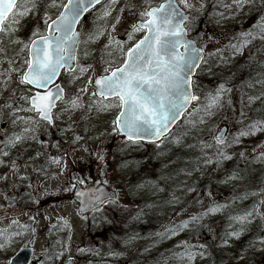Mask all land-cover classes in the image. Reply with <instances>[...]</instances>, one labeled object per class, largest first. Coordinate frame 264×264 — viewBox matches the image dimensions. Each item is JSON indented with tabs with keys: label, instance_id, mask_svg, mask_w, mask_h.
Segmentation results:
<instances>
[{
	"label": "rangeland",
	"instance_id": "rangeland-1",
	"mask_svg": "<svg viewBox=\"0 0 264 264\" xmlns=\"http://www.w3.org/2000/svg\"><path fill=\"white\" fill-rule=\"evenodd\" d=\"M163 1L151 0V4L156 6ZM106 3L107 0H104L101 5L92 9L79 24L82 40L74 73L78 74L82 65L91 67L71 82L68 73L60 77L59 83L64 87L66 97L83 87L89 76L94 81L96 76L102 74L105 65L101 62V56L111 58L106 51L102 52L108 43V32L112 37L125 41V47H130L143 35L136 33L133 40H128L126 31H130L131 25L139 17L130 14L126 8L123 13L120 12L125 0H118L110 16L97 19V10ZM132 3L138 6L133 12H138L141 5L147 6L144 0H132ZM193 3L199 8L200 0H193ZM222 3L230 4L231 0H222ZM180 7L184 6L181 4ZM216 11L223 12L225 19L215 16ZM230 11L235 15L230 16ZM42 12L43 0L35 18L31 13L21 18V23L26 22L27 27L17 35L27 37L29 30L40 21ZM56 12L57 9H49L50 15ZM118 14L120 20L116 22L115 18ZM191 15L196 19L188 25L190 29L188 33L191 38L205 47L206 52L224 48L233 37L252 28L258 19L250 6L236 11L234 6L232 9H225L217 3V0H204L203 12L193 10ZM105 23L108 25L105 34L96 40H88L87 34L95 30L98 25ZM112 24H115V30H112ZM39 27L43 28L42 22ZM254 31L258 33L259 29ZM202 32L205 33L203 39L200 37ZM209 35L212 37L211 40L208 39ZM18 47V45L9 46L8 55L11 56ZM85 52L89 54L85 56ZM225 54L229 55V53ZM23 58L21 56L17 59L14 67H20ZM122 60L123 57H120V62ZM262 61H264V40L257 35L242 53L232 57L228 65L221 64L213 68L211 75L202 73L195 78L197 87L194 90L201 97L215 88L224 78H230L232 85L235 83L229 94L232 104L229 106L225 103L215 115L204 117L205 123L193 128L185 124V116L195 107L193 102L192 107L175 129V132L187 130L188 135L184 138L183 145L174 144L172 152H176L179 156L174 160H170L172 155L169 149H163L167 144L159 147L157 144L124 147L121 143L122 138L111 133L110 121L114 118L115 109L107 112H88L86 119H82L85 115L84 109L73 112L71 116L61 114L55 120L57 128L68 129L71 124V129L62 134L57 128L50 129L52 139L66 140L70 143L76 134L83 136L84 139L73 146L76 148L75 153H70L61 165H49L46 174L35 171L44 162L43 156L34 161L29 160L30 155H35L34 150L20 155L21 147L32 145L35 149L37 147L35 142L29 141L28 144L11 149L7 157H0L9 161L0 164V230L7 229L22 233L20 236H14L11 242H5L4 238L0 237V243H5V247L0 248V264H8V259L18 249L28 246L31 238H34L35 244L32 247L30 264H41V261L43 264H65L69 256L72 258V264H188L186 259L180 260L173 256V253L181 251V248L177 247L181 241L189 245H207L210 255L203 258L197 256L191 264H205V259L214 256L216 252L221 253L220 256L226 259L221 264H250L245 253L242 259L236 258L241 255L234 252L239 239L230 238L227 246L220 244L221 236L226 231L240 227L228 217L247 210L264 199V192H260V189L264 188V157L260 156L264 153V131L241 137L239 143L233 144L226 150L231 154V159L223 161L219 168L212 164L187 175L185 172L181 173L178 160L188 152L190 156L200 155L199 148L189 149L185 145L197 143L199 140L210 141L222 126L228 127L227 134L231 139L232 135L242 127L238 122L241 120L239 86L242 81L261 71L259 65ZM6 68H8L7 61L0 63V70ZM261 87L256 85L254 89H245V91L255 94V91ZM21 88L23 86L18 85L16 74L13 72L11 86L0 96V104H3L4 98L9 96L12 89L16 90L15 95L18 97ZM93 91L92 85H88L87 92L82 94L85 105ZM62 106L59 103L54 113ZM261 107V101L248 104L245 99L243 124L246 125L253 119L264 118V111H258ZM19 115L27 116L34 113L21 112ZM14 118V115H9V110H0V140L24 126L19 121L13 126L11 121ZM73 121L75 123H72ZM85 127L88 128L87 131L84 130ZM100 133L104 135L100 136ZM40 138L48 139L43 135ZM64 146L68 147V144ZM122 147L124 150L120 151ZM85 148L88 151H85ZM100 148H106L108 151L106 165L98 161L94 155ZM43 151L53 155L59 154L53 148H45ZM241 152L243 157L240 156ZM12 159L16 160V167L10 163ZM122 162H127L126 166L120 167ZM73 169L82 174L86 184L96 179L108 180L106 187L109 190L115 188L118 192L115 204H107L91 216L80 215L78 205L72 198L75 189L64 191L65 188H71L69 174ZM234 170L238 171L242 178L225 181V177L231 175ZM101 172L106 174L101 175ZM148 181L154 183H146ZM138 184H144V187L137 189ZM189 187L193 190L188 191ZM253 192L257 194L245 197V193ZM218 204L227 207L209 213L198 223L190 222L175 235H169L167 238L158 235ZM259 211L264 213V203H259ZM94 217L95 222H93ZM12 221L17 223L12 224ZM23 226H28V230ZM250 227L253 231L251 235L256 232L264 236V231L261 230L264 228V220L257 217ZM31 228L36 230L34 235L30 231ZM57 241L61 243L58 244ZM62 245L63 255L59 259H46V255H51L53 246L55 250L60 251ZM78 249H86V251L79 252ZM110 252L122 253V255H110ZM250 252L253 264H264V247H261L259 242L250 249Z\"/></svg>",
	"mask_w": 264,
	"mask_h": 264
},
{
	"label": "snow or ice",
	"instance_id": "snow-or-ice-1",
	"mask_svg": "<svg viewBox=\"0 0 264 264\" xmlns=\"http://www.w3.org/2000/svg\"><path fill=\"white\" fill-rule=\"evenodd\" d=\"M117 2L118 0H107V3L97 10L96 18L110 16ZM144 3L147 4L146 7L141 5L138 12H133V9L138 6L132 3V0H125V4L120 9L121 13L126 8L130 14L139 17L131 25L130 31H126L128 40H133L136 33L142 32L141 38L130 47H125V41L112 37L108 32V43L102 52L106 51L111 58L101 56V62L105 65L102 74L96 76L94 81L89 76L83 87L66 97L64 87L55 81L60 75L61 69L70 74L69 82H71L91 67L82 65L79 67V73H74L77 49L81 43L82 35L76 30V25L89 9L101 4V0H66V2L65 0H43L40 21L29 30L27 37L17 35L27 27L26 22L21 23V18L27 17L30 13L35 18L39 12L41 0H0V63L4 61L8 63V68L0 70V96L9 90L13 72L16 74L18 85L23 86L18 97L15 95L16 90H11L9 96L4 98L3 104H0V110H9V115H14L15 118L11 121L13 126L18 121L24 125L19 131H13L0 140V157H7L11 149L32 141L37 147L35 149L32 145L21 147L20 155L34 150L35 155H30L29 160L34 161L38 157H44V162L35 171L46 174L49 165H61L70 153H75L76 148L73 146L84 137L76 134L70 143L66 140L54 141L50 129L57 128L55 120L61 114L71 116L73 112L80 109L85 110L82 119L87 118L88 112H107L115 109L114 118L110 121L111 133L122 137L121 143L124 147L142 146L144 142L156 143L159 147L163 144L183 145L188 131L175 132L173 126L193 102H195V107L185 116V124H189L193 128L205 123L204 117L215 115L218 109L225 106V103L231 106L232 100L229 94L232 92L233 85L230 78H224L222 82L217 83L215 88L201 97L194 90L197 87L194 77L202 73L211 75L213 68L221 64L228 65L232 57L242 53L257 35L261 40H264V0H231L230 4H223L222 0H217V3L225 9H232L234 6L236 11H240L245 6H250L257 14L258 19L252 28L240 32L224 48H216L208 52L205 51L202 44L188 36L190 30L188 25L196 19L191 13L193 10L203 12L204 0H200L199 8H196L193 0H164L158 6H153L151 0H144ZM181 4L184 6L183 8L180 7ZM50 8L57 9V12L50 15ZM214 15L219 19H225L223 12L216 11ZM229 15H235V13L230 11ZM115 20L119 22V14ZM41 22L42 29L39 27ZM107 28V23L98 25L95 30L87 34L88 40L98 39L105 34ZM111 28L115 30V24H112ZM254 29H259V32L257 33ZM204 35L205 33H200L201 39ZM208 39H212L211 35L208 36ZM11 45L19 47L9 56L8 50ZM225 53H229V55ZM88 54V52L84 53L85 56ZM21 56L24 57L21 66L14 67L15 61ZM120 57H123L122 62H120ZM259 67L261 71L242 81L239 86L241 90L239 113L241 120L238 122L242 124V127L232 135L231 139L228 138L226 129H220L216 135L211 137L210 141L199 140L197 143L185 145L189 149L199 148L200 155L191 158L190 168L186 167L180 171L191 175L192 171L202 170L208 165L215 164L219 168L223 161L231 159V154L226 150L233 144L239 143L241 137L254 134L257 131H264V118L253 119L246 125L242 122L245 99L248 104L261 101L262 107L258 111H264V61L260 62ZM88 85H92L94 91L90 93L85 105L82 94L87 92ZM256 85L262 87L256 90L255 94L245 91V89H254ZM57 102L63 106L54 113L53 110L58 107ZM21 112L34 113V115H19ZM70 129L71 124L68 129L57 128L61 134ZM84 130L87 131L88 128L85 127ZM41 135L47 136L48 139H41ZM99 135L103 136L104 133ZM65 144H68V147H65ZM45 148L56 149L59 154L53 155L45 152L43 151ZM84 150L88 151L87 148ZM119 150L123 151L124 148ZM94 155L98 161L107 164L108 151L106 148L97 149ZM240 156L243 157L242 152ZM260 156L264 157V153H261ZM6 163L9 161L0 159V164ZM10 163L16 167L15 159H12ZM126 163L122 162L120 167L126 166ZM60 171H63L62 167ZM105 174V172H101V175ZM238 178L242 177L239 176L238 171L234 170L231 175L225 177V181ZM75 179L79 184L84 183L78 177ZM96 183L101 186L76 190L75 195L79 200L78 211L80 213L99 212L104 205L115 204L118 197L117 190L113 188L112 191H108L103 187L108 184V180H98ZM142 187L144 184L136 185L137 189ZM73 189H77V184H72L71 188H65L64 191ZM192 190L191 187L188 188V191ZM260 192H264V188H261ZM256 194L255 192L245 193V197ZM259 203H264V199ZM259 203L228 217L230 221L239 224L240 227L226 231L221 236L220 246L229 245L230 238L239 239L242 234L250 230L252 221L257 217L264 220V213L259 211ZM225 207L227 206L223 204L214 205L203 213L190 217L188 221H181L178 225L166 229L164 233L158 235H161L162 238L175 235L187 227L190 222L198 223L209 213L220 211ZM93 222H95V217ZM16 223L17 221H12V224ZM23 227L28 230V226ZM261 230L264 231V228ZM30 231L34 235L36 230L31 228ZM20 235H22L21 232L0 230V237H3L5 242H11L14 236ZM258 242L261 247H264V236L259 233L242 246L241 255L236 258L242 259L243 253L256 246ZM56 243L61 242L57 241ZM4 247L5 243H0V248ZM177 247L181 248V251L173 253V256L180 260L186 259L188 264H191L197 256L203 258L210 255L206 244L189 245L187 242L181 241ZM63 249V245L60 251L55 250V246H53L51 255H46V259H59L63 255ZM78 251L84 252L86 249H78ZM109 254L122 255L117 252ZM71 260L72 258L69 256L68 261Z\"/></svg>",
	"mask_w": 264,
	"mask_h": 264
},
{
	"label": "trees",
	"instance_id": "trees-1",
	"mask_svg": "<svg viewBox=\"0 0 264 264\" xmlns=\"http://www.w3.org/2000/svg\"><path fill=\"white\" fill-rule=\"evenodd\" d=\"M234 85H235V83H234ZM175 129L173 131H175ZM173 147H174V144H167L166 147L163 148V149H166V148L169 149V151H170L169 153H170V155H172L170 160H174V158L179 157L176 152H172L173 151ZM189 154H190L189 152L186 153V155L184 157L182 156V157H180V160H178V163H179V166H180V170L184 169L186 167H188V168L191 167L190 160H191V158L196 157V154H195V156H190ZM181 173H183V172L181 171ZM181 182L182 181H179V183H181ZM251 228L252 227H250L249 231H247L244 234H242V236L237 241L236 247L234 248V252H236L235 254H238V252H240V249L242 248V246L246 245L247 241H249L250 239L254 238V236L256 235V232H254L253 235H251L252 232H253L251 230ZM248 237H250V238H248ZM245 254H246L245 257L248 258L247 262L250 263V264H253L252 263V259H251L252 255H251L250 249H248V251L245 252ZM220 255H221V253L219 254L218 252H216V254L214 256H211L210 258L205 259V261H204L205 264H211V263L212 264H221V262L224 263L226 261V259H223V257H221Z\"/></svg>",
	"mask_w": 264,
	"mask_h": 264
},
{
	"label": "water",
	"instance_id": "water-1",
	"mask_svg": "<svg viewBox=\"0 0 264 264\" xmlns=\"http://www.w3.org/2000/svg\"><path fill=\"white\" fill-rule=\"evenodd\" d=\"M103 0H101V2H102ZM98 5V4H97ZM97 5H95V6H97ZM94 6V7H95ZM92 9V8H91ZM91 9H89V11L91 10ZM86 14V13H85ZM84 14V15H85ZM83 15V16H84ZM81 20H82V18H81ZM80 20V21H81ZM79 24V23H78ZM78 24L76 25V30H77V27H78ZM75 67V66H74ZM63 71V69H61V72ZM65 71V70H64ZM61 74V73H60ZM60 76V75H59ZM59 76L57 77V79L59 78ZM57 79H56V81H55V83L57 82ZM109 99H111V98H109ZM191 106V105H190ZM189 106V107H190ZM188 110V109H187ZM186 110V111H187ZM182 117L183 116H181L180 117V119L177 121V123L182 119ZM176 123V124H177ZM175 126V125H174ZM174 126H173V128H174ZM221 129H226V131H227V127H222ZM144 143H147V144H152V142H144ZM76 177H78V178H80V179H82V177H81V175L80 174H77L76 172H72L71 173V181H72V183L73 184H77V189L76 190H87L88 188H90V187H100L101 185H98L97 183H96V181H98V180H95V181H93V182H91L90 183V185L87 187V188H85L82 184H79V183H77V180L75 179ZM83 180V179H82ZM103 187H105V186H103ZM106 188V187H105ZM76 190H75V192H76ZM106 190H108L107 188H106ZM109 191V190H108ZM112 191V190H111ZM75 192L73 193V198H74V200L78 203V206H79V200L77 199V197H76V195H75ZM80 213V212H79ZM92 212H87V213H80V215H90ZM33 243H34V240L33 239H31V242H29V246H32L33 245ZM31 256H32V251H31V248L29 247V248H22V249H20V250H18V252L14 255V256H12L10 259H9V261H8V264H29L30 263V259H31ZM65 264H71V261H67Z\"/></svg>",
	"mask_w": 264,
	"mask_h": 264
}]
</instances>
